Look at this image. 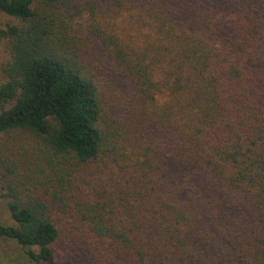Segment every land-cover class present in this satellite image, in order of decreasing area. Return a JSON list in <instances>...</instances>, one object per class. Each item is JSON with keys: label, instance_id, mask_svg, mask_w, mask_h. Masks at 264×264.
<instances>
[{"label": "trees", "instance_id": "1", "mask_svg": "<svg viewBox=\"0 0 264 264\" xmlns=\"http://www.w3.org/2000/svg\"><path fill=\"white\" fill-rule=\"evenodd\" d=\"M0 12V238L29 264H264V0Z\"/></svg>", "mask_w": 264, "mask_h": 264}, {"label": "rangeland", "instance_id": "2", "mask_svg": "<svg viewBox=\"0 0 264 264\" xmlns=\"http://www.w3.org/2000/svg\"><path fill=\"white\" fill-rule=\"evenodd\" d=\"M13 19L9 16H7L4 13L0 12V28L5 27L8 23H11ZM7 54L5 52L4 46L0 44V69L2 67V64L6 61ZM13 135L21 137L22 134L19 132H12V134H2L0 135V143H9L8 146H10V140L9 138ZM24 142L26 135L23 134ZM30 136V135H28ZM28 146V145H26ZM7 148V147H6ZM5 147L3 149H0V152L6 157V158H12L13 154L10 150H7ZM5 169L3 166L0 167V174L1 172H4ZM4 191L2 189V186L0 184V223L6 224V225H12L14 224V220L11 218L10 212H9V206H8V197L3 195ZM57 262L59 260L64 263V259L58 256L55 258ZM0 264H29L27 260V256L25 253V250L21 247L20 244H18L15 240L9 239V238H0Z\"/></svg>", "mask_w": 264, "mask_h": 264}]
</instances>
